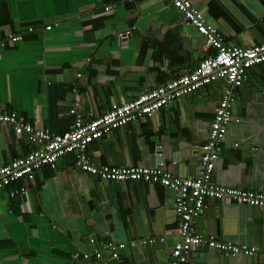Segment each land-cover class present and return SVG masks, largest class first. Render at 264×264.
Listing matches in <instances>:
<instances>
[{"label":"crops","instance_id":"obj_1","mask_svg":"<svg viewBox=\"0 0 264 264\" xmlns=\"http://www.w3.org/2000/svg\"><path fill=\"white\" fill-rule=\"evenodd\" d=\"M193 1L227 44L264 41V0ZM56 23L7 41L32 24ZM0 41V112L58 132L71 127L75 102L86 116H98L215 52L169 0H0ZM224 87L223 79L206 84L103 135L88 151L98 164L155 166L163 159L178 176L197 177ZM236 93L214 180L264 192V63L248 71ZM34 148L12 128L0 129V166ZM23 186L25 193H10ZM174 202V191L161 184L102 181L72 155L62 157L56 169L37 172L35 182L0 189V264H73L77 251L108 240L128 245L118 258L105 250L99 264H168L179 240ZM206 203L198 232L257 251L232 256L205 245L192 250L189 264H263L264 209L226 199ZM150 238L156 241L143 242Z\"/></svg>","mask_w":264,"mask_h":264},{"label":"built area","instance_id":"obj_2","mask_svg":"<svg viewBox=\"0 0 264 264\" xmlns=\"http://www.w3.org/2000/svg\"><path fill=\"white\" fill-rule=\"evenodd\" d=\"M169 1L182 12L187 23L197 28L198 32L206 38V44L215 48V52L202 59L194 70L183 73L154 89L141 92L134 99L115 102L111 108L98 116H86L77 108L78 104L75 102L70 109L73 123L63 132L35 126L14 112L1 111L0 129L12 128L16 135L26 136L35 148L26 156L17 157L0 166V189L11 186L19 180L25 183L35 182L37 172L43 167L56 169L60 158L72 155L74 164L78 168L102 181H142L161 184L174 191L179 240L171 251L168 264H189L192 250L205 245L232 256L243 253L252 254L257 251L256 247L246 244L237 245L220 240L216 236L209 237L198 232L196 218L206 207L209 198L242 202L264 209V192L226 186L214 180L219 159L218 150L234 119L232 106L237 99L236 90L243 86L251 68L264 63V41L252 46L227 44L223 33L207 21L204 13L195 6L193 0ZM110 7H106V10ZM54 25L58 23L47 26L32 24L25 31L11 33L7 41L11 44L17 43L28 33L39 29L50 30ZM0 43L4 44L3 41ZM78 76L82 77V73ZM217 79H223L225 87L211 122L209 136L201 144L199 176L194 178L178 176L166 167L163 159H160L155 166H118L98 164L93 160L88 151L89 145L103 135L139 118L157 114L171 101L180 100L185 95ZM73 91L76 92L77 87ZM160 157L162 158L161 153ZM10 191L12 195L25 193L26 187L14 188ZM155 241L156 239L153 238L143 240L146 244H152ZM136 243L130 242L131 245ZM127 245L128 243L124 241L108 240L101 248L77 251L73 255V264L81 262L99 264L105 250H109L113 258H118L120 250Z\"/></svg>","mask_w":264,"mask_h":264}]
</instances>
